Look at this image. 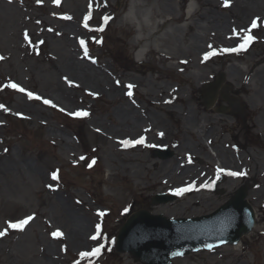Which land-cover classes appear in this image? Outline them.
Segmentation results:
<instances>
[{
	"label": "rangeland",
	"instance_id": "1",
	"mask_svg": "<svg viewBox=\"0 0 264 264\" xmlns=\"http://www.w3.org/2000/svg\"><path fill=\"white\" fill-rule=\"evenodd\" d=\"M204 1L171 0L169 4L167 0H138L134 13L145 24L138 32V24L126 18L133 0H0V56L4 57L0 60V106H3L0 107V160L13 155L15 161L41 169L35 176L27 172L0 175V231L7 229V234L0 237V264H42L46 260L42 256L46 247L52 249L58 264H141L129 254L116 251L118 233L131 214L148 209L154 215L171 219L199 218L217 211L245 186L249 188L248 201L256 211V224L254 230L243 237L240 246L202 251L179 257L174 262L264 264V98L256 94L258 87L254 77L260 69L256 67L258 59L264 57V45L258 31H242L256 39L239 54L226 55L223 49L236 48L244 41L223 49L209 48L206 52L217 54L205 60V54L200 58L195 56L191 48L194 33H189L186 23L171 22V25L156 28L174 17L186 18L189 13L200 26L199 15L210 11L209 6L203 5ZM79 3L83 11L86 10L85 22L73 33L70 46H78L87 56L88 64L102 75L101 86L105 89L96 96L90 94L96 92L87 86L75 91L76 98L85 99L87 106L80 103L70 107L57 102L59 104L55 103L57 107L53 108L42 100L28 99L27 91L50 99L58 80L52 74L53 64L64 65L77 55L72 51L73 46L66 43L63 46L64 41L50 36L49 28L57 25L53 14L59 9L72 12ZM223 14L228 16L227 28L231 24L237 26L238 22L230 13ZM104 17L110 19L106 22ZM100 28L104 31H99ZM213 30H208V38L202 45L210 41L209 33ZM138 36H143L144 40L135 43ZM148 43L157 45V50L153 49L144 62H140L138 55ZM165 56L173 60L162 61ZM180 61L189 62L191 67H179ZM102 66L107 69L103 70ZM234 66L244 70L246 77L240 79ZM221 73L225 75L229 97L245 105L237 112L222 99L211 109L202 101L203 85L215 82ZM126 79L132 82V96L123 93L122 83ZM11 83L19 84L26 91L21 93L5 87ZM240 83H249L252 91L248 95L241 94ZM109 90L119 91L117 102L109 97L116 96L115 93L109 95ZM25 101L39 108L40 114L19 106ZM122 103L131 107L137 103L148 110V113H140L135 108V117L142 122L136 132L126 130L124 135L129 140L143 138L144 144L119 146V140L113 138L102 144V151L98 153L94 145L97 135L88 128L89 117L78 118L68 113L98 114L110 126H115L111 113L122 107ZM164 103L171 104L172 108H165ZM60 108L65 111L61 112ZM222 108H226V112H220ZM155 115L159 116L157 121L152 120ZM190 116L198 123L195 133L200 129L210 131L201 137L207 143L204 147L211 160H207L206 155H197V160L190 158L189 152L197 151L191 148L194 135L186 129ZM207 138L214 142L212 146ZM65 141L72 143L71 146L65 145ZM158 148L169 149L172 157H155L154 151ZM216 149L229 152L233 171L245 174L222 180L228 168L222 166L216 152L213 154ZM200 159L205 164H201ZM170 173L177 178L171 181L167 178ZM160 179L170 180V184L159 182ZM153 181H158V185L152 186ZM215 185L219 186V192L213 189ZM182 188L191 190L180 194L173 203L150 206L154 196L173 194ZM50 191H61L69 195V203L86 209L82 213L91 219L87 234L98 237L94 247L78 250L69 245L68 230L59 226L61 214L52 205L43 204ZM101 212L104 215H100ZM28 216L34 219L14 234L9 223ZM54 231L62 232L63 237L54 238L51 235ZM96 247L101 248L98 255H81Z\"/></svg>",
	"mask_w": 264,
	"mask_h": 264
},
{
	"label": "bare ground",
	"instance_id": "2",
	"mask_svg": "<svg viewBox=\"0 0 264 264\" xmlns=\"http://www.w3.org/2000/svg\"><path fill=\"white\" fill-rule=\"evenodd\" d=\"M169 4H171V0H167ZM217 1V2H216ZM225 0H205L204 6H209L210 11L209 14L205 15H199L200 21L202 24L200 26L196 25L195 22H193L192 14L189 13L188 16L185 18L182 15L178 17H174L171 20L165 21L163 24L157 25V29L162 28L163 26L171 25V22L176 23H186V27L189 31V33H194L191 37L192 43L191 48L194 50V54L199 55V58L203 56L207 49L209 48H218L223 49L226 46H235L239 42H243L246 35L243 33H249L258 31V36L262 44L264 45V0H229V6L225 7ZM138 0H133V3L131 5V11L130 14L126 16L127 19L131 20L132 22H135L138 24L139 29L138 32H140V29L143 30L145 27V24L140 20L139 15L134 13V8L138 7ZM217 10V12H214V10ZM222 11L223 13H230V17L235 19L238 24L237 26L235 24H231L228 28V22H227V15H224L223 13L219 12ZM86 13V10L83 11L82 6L79 5L74 9L72 12H66L62 9H59L58 13L53 14L57 25H55L54 28H49L50 36L58 38L61 41H64V44H70L73 42V33L77 32L79 30V26L82 24V22H85L84 15ZM211 13V14H210ZM65 17H71V19H66ZM259 17V26L255 29L251 28V22ZM210 28H213L214 30L209 33V37L211 38L208 43L205 45H202L201 43L205 39L208 38V30ZM197 31V33H196ZM143 36L137 37L134 42L139 43L140 41L144 40L142 39ZM75 39V38H74ZM157 45L154 44L150 45L149 43L146 44L143 49L140 51L138 55V59L140 62H144L146 56L150 54V52L153 51V49L157 50L155 47ZM159 46V45H158ZM66 47V46H65ZM78 46H73L72 51L76 52V56H73V58L68 61L64 65L59 64H53L52 66V74L53 76H57L58 80L55 84L51 100L59 104L57 102H62V104H66L67 106H73L80 104L87 106L85 103V99L79 97L76 98L75 91L81 90L83 88H86L85 86L89 87L90 91L93 89L98 95L102 94V91L105 88H102V75L99 76L98 72L94 67L88 64L87 56L81 53ZM264 50V49H263ZM199 52V53H198ZM226 55H229L226 53ZM167 60H173L172 58H169L165 56L162 61ZM184 61L178 62L179 67H184L186 69H189L191 67V64L189 62L183 63ZM257 69L255 75V81L256 86L258 87V90L256 94L260 98H264V57L262 56L261 59H258V64L256 65ZM103 68V66H102ZM107 69L106 66H104L103 70ZM234 71L237 74H240V79L246 77L247 73H245L244 70L239 68L238 66H234ZM67 77V80L64 78ZM253 77V78H254ZM68 81H72V84H69ZM142 81V80H141ZM131 81H128L127 79L125 82L122 83V90L124 92H128L131 89L127 88V85L131 84ZM140 82L138 81L137 84ZM192 83H195L194 80H192ZM136 84V83H135ZM132 85V84H131ZM170 90V89H169ZM252 91V87L249 85V83H244L243 85L239 84V92L243 95H248ZM119 92V91H118ZM118 92L117 90H109L107 92L109 95L115 93L116 96H109L112 99L113 102H117L118 100ZM85 98H87L85 96ZM148 98V97H147ZM176 100L179 99V97H175ZM148 100H151L148 98ZM19 104V103H18ZM19 106H22L26 110L33 112L35 114H40L39 108L35 107L34 105L29 104L28 102L20 103ZM159 106L158 108H161V105L159 103L157 104ZM165 108L171 107V104L164 103L163 105ZM242 106H245L244 103L240 101H235L230 109L233 112H237ZM135 108L138 109V111L141 113H148V110H146L144 107L140 106V104L134 103V106L131 107L128 103H122V107L117 108L114 113H111V115L114 117V122H116L115 126H110L108 122L103 120V118L98 117V114H89L88 118V128L89 130L97 135V139L94 142L95 151L100 153L102 151V144L108 140H112L115 138L116 140H119V146H124V144H121L120 142L123 140H129L127 136L125 135V131H131L136 132L138 129V126L142 120L137 119L135 117L136 111ZM172 108V107H171ZM132 116V120L129 119V117ZM264 116V115H263ZM194 116H190L186 120V129L189 131L190 134L194 135L195 142L191 145V148L197 149L190 151V158L192 160H197L199 157L197 155H206L207 160H211V156L209 152H206L205 145L207 144L204 140L202 134H206L207 132H210L209 130L205 132L203 129H200L201 131L195 133L194 127L198 126V123L193 121ZM150 119V117H149ZM159 119V116L155 115L153 116L152 120L157 121ZM151 120V119H150ZM113 123V121H111ZM225 124H228L226 122ZM169 126V124L167 125ZM192 126V127H191ZM102 128V129H101ZM128 128V129H127ZM99 129V131H97ZM51 131H55L52 129ZM196 136V137H195ZM62 140V139H61ZM134 141V140H133ZM208 144L211 146L213 145V141H211V138H207ZM65 145L71 146L72 143L64 142ZM144 144V143H143ZM141 144V145H143ZM190 144H188V147ZM201 151V152H200ZM214 151V150H213ZM216 152L217 157L219 158V161L221 162L222 166L224 168H228L225 171V174L221 177L222 180H228L227 178H233V176L228 175V172L233 171L232 169V162L229 160L230 154L229 152H225L224 150H218L216 149L213 154ZM195 153V154H192ZM90 155V154H89ZM182 161V160H181ZM180 161V162H181ZM201 164H205L203 160L200 159ZM212 163V162H211ZM231 166H228V165ZM181 166V165H180ZM183 166V164H182ZM232 169V170H231ZM163 172L165 170L162 169ZM171 171V170H170ZM15 175L17 173H20L22 175L24 172L29 173L31 176H35V174L40 173L41 169H39L37 166L32 167L29 163H26L25 165L21 164L18 161H15L13 155H7L3 160H0V175L6 176L7 173ZM184 177V175H183ZM167 178H170L171 181L175 180L177 178L175 174L171 173ZM182 178H179L181 180ZM184 181H187L188 178H183ZM170 181V180H169ZM165 181L164 179H160L159 182H167L166 185H169L170 182ZM153 181L152 183H154ZM158 185V181L155 182L152 186ZM59 194V195H57ZM44 194L42 198L45 196ZM48 195V196H47ZM43 199V204L45 206L52 205L54 208L58 210V212L61 214L60 219H58L60 228H65L68 230V243L72 247L78 248V250H82L85 247L92 248L95 245V241L90 239V235L87 234L90 226L91 219L84 215L85 210L82 209L81 206L74 205L72 203H69V195L61 193V191H50ZM56 196H60V198H56ZM53 198V199H52ZM60 216V215H59ZM20 220L15 221L13 223H18ZM29 224V223H28ZM27 224V225H28ZM26 226V225H25ZM24 226V227H25ZM11 229V228H10ZM14 234L17 235V233L21 232L22 230L19 229H11ZM17 239V237H16ZM238 248V246H237ZM44 253L42 256L46 259L42 262V264H58V259L53 256V251L50 247H46V249L43 251Z\"/></svg>",
	"mask_w": 264,
	"mask_h": 264
},
{
	"label": "water",
	"instance_id": "3",
	"mask_svg": "<svg viewBox=\"0 0 264 264\" xmlns=\"http://www.w3.org/2000/svg\"><path fill=\"white\" fill-rule=\"evenodd\" d=\"M224 81L225 76L221 74L214 84L203 89V99L208 108L214 104ZM222 98L228 100L227 89ZM155 155L168 158L171 153L158 150ZM247 197L248 188L244 187L213 215L193 220H168L152 215L148 210L140 211L132 215L121 230L117 250L130 253L143 264H173L172 259L178 256L224 244L237 245L255 224V212ZM176 198V195H160L152 199L151 206L175 201Z\"/></svg>",
	"mask_w": 264,
	"mask_h": 264
},
{
	"label": "snow or ice",
	"instance_id": "4",
	"mask_svg": "<svg viewBox=\"0 0 264 264\" xmlns=\"http://www.w3.org/2000/svg\"><path fill=\"white\" fill-rule=\"evenodd\" d=\"M39 2V0H38ZM57 2H59V0H57ZM229 6V0H225V7ZM66 19H71V17H65ZM110 18L109 17H104V20L107 22ZM259 17L255 18L252 22H251V28L255 29L259 26L258 22H259ZM85 27H88L87 23L85 24ZM99 31H104V28H100L98 29ZM256 39L255 36L249 34L247 35L245 38H244V42L241 43L238 47L236 48H226V49H223L224 52H227V53H237L239 54L242 50H246L248 44H250L252 41H254ZM80 43L83 45L84 44V41L81 40ZM85 52L87 54V49H85ZM217 53L216 52H206L205 55H204V59L207 60L209 59L210 57L212 56H215ZM4 57L0 56V60H3ZM183 63H187V61H184ZM65 80H67V77L64 78ZM69 84H72L73 82L72 81H68ZM117 84H119L120 82L119 81H116ZM5 87H11L12 89H16L18 90L19 92L21 93H24L26 90L21 87L19 84H16V83H11L9 85H5ZM127 88L128 89H132L133 88V85L129 84L127 85ZM91 95H98L97 93H90ZM128 96H132L133 93L132 91H128L126 93ZM26 95H27V98L30 99V100H42L43 104L45 105H50L51 107L55 108L57 107V105L50 99H44L42 98L41 96L37 95V94H34L33 92L31 91H27L26 92ZM0 107H3V106H0ZM4 111H8L7 108H4ZM60 111L61 112H64L65 109L63 108H60ZM68 115L70 116H75V117H88L89 116V113L87 111H76V112H70L68 113ZM97 131H99V129H97ZM160 135L162 136L163 133H160ZM122 144H124L125 146H129V145H132V144H143L144 143V140L143 138L141 139H137L135 141L133 140H123L121 141ZM80 159H85L84 157H80ZM95 160L92 161V164H95ZM91 167V164L89 165ZM245 173H242V172H235V171H230L228 172V175L230 176H233V177H239L241 175H244ZM55 175L53 176V179H55ZM191 189L190 188H182V189H178L176 194L177 195H180L186 191H190ZM100 215H104L103 212L100 213ZM34 217L33 216H28L27 218L25 219H22L20 220L18 223H9V228L11 229H19V230H23L24 229V226L27 225L31 220H33ZM97 230H99V226H97ZM7 234V229H5L4 231H0V237H3ZM51 235L54 237V238H62L63 237V233L60 232V231H54L51 233ZM92 240H97L98 237L97 236H91L90 237ZM101 252V248L100 247H96L95 249H93L91 252H83L81 253L82 256L84 257H90V256H96L98 255L99 253Z\"/></svg>",
	"mask_w": 264,
	"mask_h": 264
}]
</instances>
